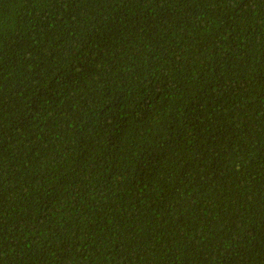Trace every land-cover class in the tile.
I'll return each mask as SVG.
<instances>
[{
    "label": "trees",
    "instance_id": "1",
    "mask_svg": "<svg viewBox=\"0 0 264 264\" xmlns=\"http://www.w3.org/2000/svg\"><path fill=\"white\" fill-rule=\"evenodd\" d=\"M0 264H264V0H0Z\"/></svg>",
    "mask_w": 264,
    "mask_h": 264
}]
</instances>
